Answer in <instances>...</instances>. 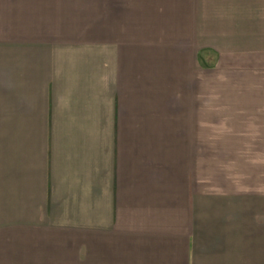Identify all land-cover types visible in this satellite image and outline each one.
<instances>
[{"label":"crops","instance_id":"0c3cea01","mask_svg":"<svg viewBox=\"0 0 264 264\" xmlns=\"http://www.w3.org/2000/svg\"><path fill=\"white\" fill-rule=\"evenodd\" d=\"M160 1L0 16V264H264V185L189 176L264 147V0Z\"/></svg>","mask_w":264,"mask_h":264},{"label":"rangeland","instance_id":"374dc122","mask_svg":"<svg viewBox=\"0 0 264 264\" xmlns=\"http://www.w3.org/2000/svg\"><path fill=\"white\" fill-rule=\"evenodd\" d=\"M139 1L0 0V16L3 19L8 18L11 11H15L14 9L21 4L63 6L66 8L67 18L78 17L77 21L81 23L82 27L81 37L89 39L99 33V28L105 26L108 18L121 16V7L131 9L132 6L144 3L146 0ZM157 1L161 3L160 0ZM226 129L227 132H232L228 129L233 128L227 126ZM240 129L242 134H264V126H242ZM240 145L242 146V143ZM243 145H245L244 148L239 151H235L233 148L226 151V157L223 158H189V176H193V179L197 180L196 185H264V147L258 149V143L254 142H244ZM88 260V246L67 242L65 254L61 256L58 263L54 264H89Z\"/></svg>","mask_w":264,"mask_h":264}]
</instances>
